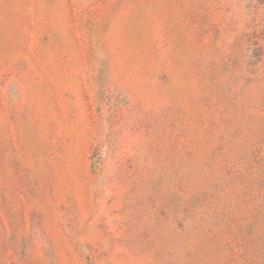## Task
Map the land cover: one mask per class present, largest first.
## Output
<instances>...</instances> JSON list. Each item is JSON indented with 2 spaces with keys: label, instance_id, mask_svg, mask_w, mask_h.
Listing matches in <instances>:
<instances>
[{
  "label": "rangeland",
  "instance_id": "374dc122",
  "mask_svg": "<svg viewBox=\"0 0 264 264\" xmlns=\"http://www.w3.org/2000/svg\"><path fill=\"white\" fill-rule=\"evenodd\" d=\"M0 264H264V0H0Z\"/></svg>",
  "mask_w": 264,
  "mask_h": 264
}]
</instances>
